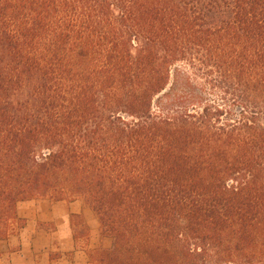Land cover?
Returning <instances> with one entry per match:
<instances>
[{
	"label": "trees",
	"instance_id": "1",
	"mask_svg": "<svg viewBox=\"0 0 264 264\" xmlns=\"http://www.w3.org/2000/svg\"><path fill=\"white\" fill-rule=\"evenodd\" d=\"M38 199L97 264H264V0H0L1 239Z\"/></svg>",
	"mask_w": 264,
	"mask_h": 264
},
{
	"label": "crops",
	"instance_id": "2",
	"mask_svg": "<svg viewBox=\"0 0 264 264\" xmlns=\"http://www.w3.org/2000/svg\"><path fill=\"white\" fill-rule=\"evenodd\" d=\"M6 239L0 238V264H97L92 255L110 250L94 212L81 201L38 199L20 202Z\"/></svg>",
	"mask_w": 264,
	"mask_h": 264
},
{
	"label": "rangeland",
	"instance_id": "3",
	"mask_svg": "<svg viewBox=\"0 0 264 264\" xmlns=\"http://www.w3.org/2000/svg\"><path fill=\"white\" fill-rule=\"evenodd\" d=\"M211 99H213L214 101H217V98L215 97V95H212ZM234 113H235V114H237V113H238V111H237V110H235V112H234Z\"/></svg>",
	"mask_w": 264,
	"mask_h": 264
}]
</instances>
